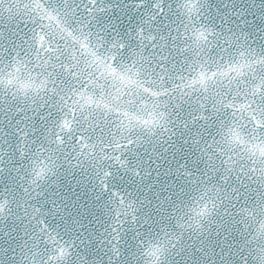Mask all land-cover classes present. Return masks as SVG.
<instances>
[{
  "label": "snow or ice",
  "instance_id": "6c2138e0",
  "mask_svg": "<svg viewBox=\"0 0 264 264\" xmlns=\"http://www.w3.org/2000/svg\"><path fill=\"white\" fill-rule=\"evenodd\" d=\"M0 264H264V0H0Z\"/></svg>",
  "mask_w": 264,
  "mask_h": 264
}]
</instances>
